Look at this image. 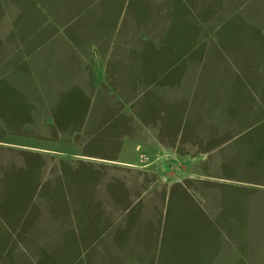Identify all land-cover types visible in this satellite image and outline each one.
Returning <instances> with one entry per match:
<instances>
[{"label":"crops","instance_id":"obj_1","mask_svg":"<svg viewBox=\"0 0 264 264\" xmlns=\"http://www.w3.org/2000/svg\"><path fill=\"white\" fill-rule=\"evenodd\" d=\"M137 2L126 16L128 0H0V101L17 103L0 130L23 125L39 142L0 139V264L74 262L68 237L90 236V206L102 203L98 222L109 227L149 182L198 196L174 224L172 263L264 264V0H213L211 11L193 7L203 1ZM196 78L198 94L176 90ZM223 185L234 191L230 212ZM143 225L142 214L132 226Z\"/></svg>","mask_w":264,"mask_h":264},{"label":"rangeland","instance_id":"obj_2","mask_svg":"<svg viewBox=\"0 0 264 264\" xmlns=\"http://www.w3.org/2000/svg\"><path fill=\"white\" fill-rule=\"evenodd\" d=\"M143 1H146L147 3L154 2V0H143ZM192 1L194 3H199L200 1H203L202 5L193 6V7H200V9H203L202 11H211L216 7L215 6L216 4L213 3V0L209 1L208 4H204V0H192ZM241 2L243 3L242 7H245L251 2V0H241ZM136 3H138L137 0H128L126 16L130 14L132 10L133 11L135 10V8L137 7ZM195 15H196L195 11L189 14V19H191L192 17L193 23L198 21V20L195 21L194 19L196 17ZM52 18L53 16L50 10H48L47 21H46V25L49 29L48 47L56 46V44L53 42L54 36H51L50 34V30H52V25H51ZM44 21H45V17L42 16L41 20H39V23ZM32 24H33L32 25V30H33L35 27L34 20ZM173 24L174 22L170 20V17L166 15L162 20L161 28L170 29L173 26ZM53 57L49 56V63L52 62L54 64H58L60 61L58 56L54 55ZM163 71H166L169 74L171 73L175 74L177 79L179 78V73L181 70L175 69L168 71L167 69H164ZM33 72H35V70ZM192 72L197 76V74L200 73L199 66H196V68L193 69ZM196 79L197 82L193 81L194 84H192L190 88L186 84L183 85L176 83V87L179 86L176 88V90L179 89L183 93H186V95H189L190 93L192 95L198 94L200 85H199V79L198 78ZM49 94L51 95L52 92H49ZM98 102H99V98L95 100V104L93 105V110L96 108ZM16 105L17 103L13 101H0V121L2 120L6 121L8 118V114L14 112L12 110L16 109L15 107ZM185 108H186L185 101L175 105V110L181 111L180 117L177 114L175 116V125L177 131L178 130L182 131L183 129L184 122H182L183 120L182 115L183 112L185 111ZM163 112L166 114L167 111L165 109L159 110V114H163ZM166 118L167 116L164 117V114L160 116L161 120ZM24 130H25V126L23 125L19 127H16V125H14V127L3 128V130H0V139H7L12 142L25 143V144L39 143L35 136L28 134ZM53 137L55 138V133ZM54 138H49V140H54ZM42 141L48 142L47 139ZM67 149H68L67 146H65V150ZM231 168H229L228 166H222L219 168V172L221 173V175L227 174L238 178L239 177L238 170L235 169V167L232 169ZM78 171H81V169L79 168ZM101 174L102 172L100 170L94 172V179L96 180L95 184H97L98 181H101L99 180ZM2 183L3 181L1 180V184ZM115 183L117 182H114V184ZM114 184H112L111 186L115 187ZM5 185L6 188L8 187V185H10V183L8 184V182L6 181ZM146 185L147 186H145L143 189L145 190V192L138 199V203L129 207L128 211L125 212L121 217H119L115 222H113L109 227H108V223L98 222V220H100V217L103 213V210L100 209L102 203L100 205V203L97 202L94 205H91L90 215L92 220H93L92 216H96L95 218L96 226L93 227V229L90 231V236L89 234L87 236H84L82 228L80 233L77 231H76L77 233L72 232L73 235H70V237H68L69 238L68 241L69 243L74 242L73 243L74 249L77 250L75 256L76 260L74 262L67 261L65 263L67 264L69 263L71 264H174L172 263V261H174L173 258L167 256L168 253H170L171 251V245H170L171 237L175 236L174 224L178 216H183L184 212L187 211V207L191 205V203H189L192 202L191 198H193L195 201L197 199L198 201L197 198L198 196L197 194H195L194 191H192V193H189V195H187V193L183 191V188L177 185H172V184L165 185L164 189L160 184L153 185L150 184L149 182ZM219 188H221V190L223 189V194H224L223 207L225 208L226 211L230 212L233 206L231 204L229 205L228 200L232 199L233 197V193H234V191L232 190L233 188L226 185H223ZM161 189H163L162 192H160ZM9 193L10 192L7 190L6 195L8 198L10 196ZM236 198H238L240 202V204L237 206V209L244 210L243 204L245 202L244 201L245 199L240 197H236ZM20 199L22 200L23 198L21 197ZM195 210L198 211L197 207H195ZM142 214L144 221L143 228L141 230L133 228L132 224L136 221V217H138L139 215L142 216ZM180 220H183L182 217ZM3 230L5 231V229H3L1 226L0 254L6 255L5 256L6 258L8 253L4 252L6 249L4 248V246L5 244H7L8 239L6 240L5 244L2 246V241H4L3 236L5 235ZM210 232L211 235H213L212 232L215 233V230L210 229L208 227L207 233ZM222 233L223 231L220 230L219 235ZM88 236L89 238L87 239L86 237ZM108 240L113 241L115 244L120 243L122 247L120 248L118 245L115 246L112 242L110 244L106 243L108 242ZM211 245L212 243L208 242V244H206V247L208 246V248H210ZM181 249H179V253L184 254V250ZM194 251L195 250L192 249V252ZM209 252L210 249H208V252L206 251V255H208ZM57 254L54 253V256H58Z\"/></svg>","mask_w":264,"mask_h":264}]
</instances>
